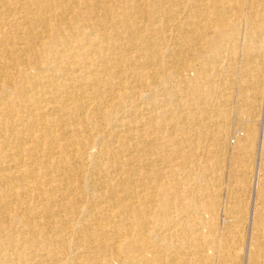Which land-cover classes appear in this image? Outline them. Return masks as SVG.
<instances>
[{
	"label": "bare ground",
	"instance_id": "6f19581e",
	"mask_svg": "<svg viewBox=\"0 0 264 264\" xmlns=\"http://www.w3.org/2000/svg\"><path fill=\"white\" fill-rule=\"evenodd\" d=\"M240 39L264 0H0V264H210L177 160Z\"/></svg>",
	"mask_w": 264,
	"mask_h": 264
},
{
	"label": "rangeland",
	"instance_id": "374dc122",
	"mask_svg": "<svg viewBox=\"0 0 264 264\" xmlns=\"http://www.w3.org/2000/svg\"><path fill=\"white\" fill-rule=\"evenodd\" d=\"M260 48L263 52L264 41ZM262 52L242 39L236 45L233 54H230L229 49L222 50L221 58L218 59L215 92L210 99V103L217 107L219 114L198 113L197 122L188 119V122L197 128L198 138L193 144L181 146L183 157L177 160L180 165L183 162L189 165L181 174V180L187 183L189 189L188 202L181 208L192 216L204 220L203 233L208 235L213 244L210 264H213V261L214 264H232L233 256L236 257L235 264H250L251 251L258 234L256 219L264 217V74H261L264 73L262 72L264 52ZM229 67L233 71L231 76L228 72ZM256 92L257 95L254 94ZM250 105H253V108ZM216 128H220V140L213 138L215 133L213 129ZM251 134L252 137L249 138Z\"/></svg>",
	"mask_w": 264,
	"mask_h": 264
}]
</instances>
